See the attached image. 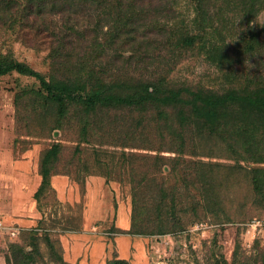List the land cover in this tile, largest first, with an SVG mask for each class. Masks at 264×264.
<instances>
[{
  "label": "rangeland",
  "instance_id": "rangeland-1",
  "mask_svg": "<svg viewBox=\"0 0 264 264\" xmlns=\"http://www.w3.org/2000/svg\"><path fill=\"white\" fill-rule=\"evenodd\" d=\"M22 1L25 0H13V4L5 7L2 4L3 8L0 9V59L10 57L28 65L47 79L53 74L50 50L52 46L62 42L58 41L62 37L67 44L65 33L72 30L73 26L80 30L89 28L87 37L97 36L101 39L107 38L105 33L112 27L111 17L105 13L101 14L100 25H97L95 20L87 21L81 12L77 14L79 25H64L61 14L52 13L50 7H46L43 16H38L33 11L27 13ZM228 11L231 18L226 17L228 20L225 21V26L235 15L231 9ZM177 16L178 19L171 21L173 26L185 28V31H194L196 25L193 20L196 12L193 2L180 0ZM252 19L255 21L253 26H262L264 10H260ZM182 24L185 27L181 28ZM47 25L49 27H46ZM64 28L67 29L66 32ZM70 36H67L71 42L67 44L68 48L74 45L77 52L81 51L82 41L78 38L73 41ZM151 49L154 50L152 46ZM179 49L177 46V51ZM102 54L104 65L121 75L128 72V78L131 80L137 71V74L144 72L147 76L151 75L149 72L138 70L137 65H133L130 70L122 69L121 65L127 61L117 62L116 52L109 48L103 49ZM156 54L155 57L160 61H168L172 55L168 48H159ZM200 54L197 46L193 47L186 51L178 66L164 67L161 63V69L174 68L170 79L175 82L188 84L202 81L207 86L220 87L224 82L223 76L222 79L218 78L216 68L206 63L204 56ZM130 55L131 52H125V57ZM234 68L239 74L244 73L245 69L239 65L236 64ZM107 78L106 82L111 83V86L117 83L115 77ZM111 89L107 93L112 92L113 96L114 92L119 91L113 86ZM38 90H41V83L36 78L16 72L0 76V264H6V257L11 251L20 248L28 250L31 230L7 225V222L10 223V217L16 216L10 205L13 192V180L10 177L13 176L12 165L17 169V166H24L23 161L27 162L28 172H33L28 177L39 175L42 155L57 144L61 149L54 168L58 174L54 177H65L70 182V189L60 200L58 191L52 184L56 193H47V198H43L37 205L39 215L35 227L41 226L40 234L49 233L52 239L59 238L62 245L61 238L65 239L70 235L69 231L82 232L85 214L98 218V208H94L97 198L86 202L88 181L92 183L93 188L97 186L106 195L107 202L111 200L107 192L119 195L117 199L127 206L132 216L133 192L142 187H135L137 185L131 184L129 179L121 182L117 175H111L109 179L98 176L96 173L100 170L96 168L90 169L91 174L88 175L81 167L83 163H79L77 155L74 156L75 148L80 147V157L82 155V158L88 160V164L95 166L91 156L93 149L97 148L108 150L116 157L124 152L140 157L137 158L138 164L134 165L136 181L142 185L146 184L150 203L142 213L145 216L140 219L135 229L131 230L134 233L140 232L144 227L143 223L147 226L145 234H133L146 239L145 255L135 258L132 254V260L138 262L137 264H263L264 130L244 127L242 146L239 145L240 142L235 143L227 136L218 137L207 132L186 134L182 140L173 137L159 121L149 122L148 117L151 114L142 116L127 109L110 110L104 117H100L103 119L101 129L96 127L99 118L94 123L90 119L88 131L83 132L85 125L82 116L74 118L73 114L78 113V110L70 109L63 120L62 129L53 131L54 125L50 121L55 120V112L48 114L49 119L43 116L44 111L37 108L35 93ZM36 110L43 113L39 114ZM142 117L146 123L136 126L137 120ZM45 119L49 120V123ZM244 140H248L249 144L243 143ZM124 144L136 148H125ZM92 171L95 174H92ZM117 199L114 203L108 202L110 220L105 223L102 233L110 231L113 234L106 233L108 237L110 235L111 246L108 258L103 264L116 257L120 259L116 244L112 242L119 232L114 230L112 221L116 218L117 209L114 204ZM161 202L164 207L161 209L162 213H159L156 207ZM86 203L92 207L94 205V209H87ZM104 214L106 217L107 212ZM159 228L163 233L158 231ZM85 243L81 241V248ZM42 248L47 251L46 245H42ZM62 249L66 261L63 245ZM120 260L134 264L131 258Z\"/></svg>",
  "mask_w": 264,
  "mask_h": 264
},
{
  "label": "trees",
  "instance_id": "trees-1",
  "mask_svg": "<svg viewBox=\"0 0 264 264\" xmlns=\"http://www.w3.org/2000/svg\"><path fill=\"white\" fill-rule=\"evenodd\" d=\"M12 1L0 0V9L3 8L2 4L4 7L13 4ZM179 1H22L27 13L33 11L38 16H43L46 7H50L52 13L61 14L64 25L69 23L79 25L77 16L79 12L87 21L95 20L97 25H100L101 14L105 13L111 17L112 27L105 33L107 38L101 39L97 36L87 37L89 28L80 30L73 26L72 30L65 33L67 44H71L67 37L70 34L72 40L78 38L82 41V50L77 52L74 45L68 48L65 39L60 38L58 41H62L64 45L55 44L49 53L53 72L49 79L10 57L0 59V76L16 72L40 81L41 90L35 95L37 108L44 113L38 110L36 112L43 113L48 119L50 116L48 114L55 112L53 114L55 120L50 121L54 125L53 131L62 129L63 120L70 109L78 110V113L73 114L74 118L82 116L85 125L83 132L88 131L90 119L94 123L99 118L96 127L101 129L103 119L100 117H104L110 110L131 109L142 116L151 114V118L148 117L149 122L159 121L166 126L165 129L171 132L173 137L183 140L186 134L207 132L218 137L227 136L235 143L240 142L239 145L242 146L244 127L264 130V24L253 26L255 21L252 19L260 10H264V0H190L196 12L193 20L196 25L194 31H185L184 24L181 27L183 29L171 24L172 19H178ZM230 9L235 15L226 27L225 21L231 18L228 11ZM238 14L240 16H237ZM64 31L66 32L67 29L64 28ZM177 46L182 50L177 51ZM196 46L206 63L216 68V76L221 79L223 76L224 82L220 87L207 86L202 81L188 84L175 82L170 79L174 68L161 69V63L164 67L178 66L186 51ZM105 48L116 52L117 62L127 61L121 65L122 69L130 70L133 65H137L138 70L149 72L151 75L147 76L144 72L137 74V71L131 80L128 78V72L121 75L111 70L109 66L103 64L102 53ZM159 48L171 50L172 55L168 61L163 59L160 61L155 57ZM125 52H131L132 55L125 57ZM236 64L246 71L243 70L244 73L239 74L234 68ZM111 76L117 81L112 85L113 88L119 90L114 92L115 96L112 92L107 93L112 90L111 83L106 82L107 77L113 78ZM107 99L112 100L107 101ZM152 114L155 116L153 117ZM47 121L49 123V120ZM144 123L146 121L142 117L137 120L136 126ZM247 141L244 140L243 143ZM126 145L124 144L125 148H136ZM60 149L57 144L41 157L39 168L41 183L34 194L37 205L43 198H47V193L51 191L56 193L52 187V179L58 174L55 173L54 168L59 159ZM81 151L80 147L75 148L74 156L77 155L79 163H83L81 167L88 175L91 174L90 169L96 168L100 170L96 173L98 176L109 179L111 175H117V179L121 182L129 179L131 184L137 185L135 187H142L133 192L134 204L130 216V230L117 231L118 234H145L147 226L144 223L142 231L135 233L131 231L145 216L142 213L150 203L146 184L142 185L141 182L136 181L137 173L134 165L138 164L137 158L140 157L125 152L116 157L108 150L94 148L91 158L93 157L95 166H91L86 158H82V155L80 157ZM92 174L95 173L92 171ZM163 207L164 203L161 202L156 207L157 212L162 213ZM158 217L161 219V214ZM40 228L41 226H37L30 230L28 250L20 248L11 251L6 257V264H69L64 260L60 239H52L49 233L40 234ZM158 231L163 233L161 228ZM42 245H46L47 251ZM261 262L264 264V259ZM107 264L129 263L116 257Z\"/></svg>",
  "mask_w": 264,
  "mask_h": 264
},
{
  "label": "crops",
  "instance_id": "crops-1",
  "mask_svg": "<svg viewBox=\"0 0 264 264\" xmlns=\"http://www.w3.org/2000/svg\"><path fill=\"white\" fill-rule=\"evenodd\" d=\"M22 163L24 166H17V169L12 165L11 169L13 172V176H10L11 172L9 175L11 177V180H13V192L10 196V205L12 208V212L16 216L10 217V223L7 222V225L13 228L17 226L16 228H20L22 230H29L36 226L39 215L36 200L33 198L41 183V178L39 175L28 177V175L32 174L33 172L31 170L28 172L27 162L23 161ZM52 184L53 187H55V189L58 191L60 200H62V197H64L65 192L67 193V191H69L70 189L68 188L70 182L65 177H54L52 179ZM102 189L105 191L104 188ZM107 193L109 194L111 199L108 202L111 203H114V200H116L117 196H119L117 194L115 195L111 193L110 191ZM105 197L106 195H104L103 192L100 191L97 186L93 188L92 183L89 181L87 182L86 202L90 200H95V198H97V205L95 207L93 205V207L98 208L99 214L96 215L98 216V218H93L85 214V223L82 232L78 233L74 230H71L69 232L67 231L71 234L66 236L65 239L61 238L62 245L64 247V256L66 261H68L69 263L103 264V262H106L108 258V251L111 246L110 235H112L113 233L110 231H105L104 233H102V230H104L105 228V223L110 220V218L108 219L110 205L106 201ZM114 205L116 206L117 213L116 218L112 220L114 223L113 228L122 231H129L131 216L130 210L127 209V206L124 205V203L119 200V198L117 199ZM85 206L87 207V209L93 208L89 205V203H86ZM105 211L107 212L106 217L104 214ZM106 233L110 234L109 237L106 235ZM63 236L64 235H61V237ZM81 241L84 243L86 241L85 245L82 248L80 245ZM144 241H146V239L140 238L139 236L117 234L115 235L114 240L112 242L116 244L117 254L119 255L120 259L131 258L132 260V254L135 258L137 256L140 257L143 254L145 255L146 242ZM132 262L134 264L138 263H136L134 260H132Z\"/></svg>",
  "mask_w": 264,
  "mask_h": 264
},
{
  "label": "built area",
  "instance_id": "built-area-1",
  "mask_svg": "<svg viewBox=\"0 0 264 264\" xmlns=\"http://www.w3.org/2000/svg\"><path fill=\"white\" fill-rule=\"evenodd\" d=\"M15 233H13V235H14Z\"/></svg>",
  "mask_w": 264,
  "mask_h": 264
}]
</instances>
